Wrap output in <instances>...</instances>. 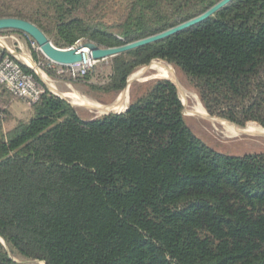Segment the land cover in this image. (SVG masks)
Returning a JSON list of instances; mask_svg holds the SVG:
<instances>
[{
    "label": "trees",
    "instance_id": "obj_1",
    "mask_svg": "<svg viewBox=\"0 0 264 264\" xmlns=\"http://www.w3.org/2000/svg\"><path fill=\"white\" fill-rule=\"evenodd\" d=\"M218 1L0 0V18L35 24L58 48H107ZM40 56L32 51L54 74ZM105 60L101 81L97 65L66 78L100 99L161 60L183 73L209 115L264 129V0H232L199 24ZM16 101L25 103L0 84V264H20L14 255L44 264H264V151L205 144L170 80L132 83L126 110L92 119L46 88L6 128Z\"/></svg>",
    "mask_w": 264,
    "mask_h": 264
},
{
    "label": "rangeland",
    "instance_id": "obj_2",
    "mask_svg": "<svg viewBox=\"0 0 264 264\" xmlns=\"http://www.w3.org/2000/svg\"><path fill=\"white\" fill-rule=\"evenodd\" d=\"M28 37L29 36L24 33L19 34L3 30L2 33H0V53L3 50L6 52L10 50L18 61L26 66H28V64L25 62L24 58L29 57L32 64L35 65L33 68H35L38 77L42 79L49 91L57 96H62L63 99L67 100L75 107L78 115L82 119H92L108 112L123 111L130 102V87L132 83L136 82L141 84L155 79H170L177 85V92L183 104V114L187 126L205 144L226 154L240 155L244 153H258L264 151V129L261 126L254 122H249L244 126H237L220 117L209 115L206 110L203 109L204 107L201 104L198 95L187 85L183 73L169 63L161 60H152L147 66L134 72L129 78V80H131L129 85L117 95H106L102 96L100 99H94L83 94L81 88L69 82L66 76H59L55 73L48 75L47 72L41 68L39 63L33 60V50L40 53L42 56L43 54L39 51L37 45L34 44L32 39L30 40ZM42 56H40L41 63L46 60L45 57ZM107 64L108 62L105 59L100 60L95 64L99 69L94 75V80H102L108 71ZM144 88L145 86H140L137 89V93L142 92ZM125 91V96L122 98L123 103L122 101L119 102L121 95L124 94ZM72 93L81 96L83 101L87 103L102 106L103 109H93L80 102H74V99L70 96ZM119 103L122 106L120 110L113 108V106ZM27 108L28 106L23 101L12 103L8 108L11 112L12 120L6 125V128L11 126L13 119L23 117ZM223 124H226L227 127ZM233 125L244 129L250 128L251 130L238 133L233 130ZM0 241L3 242L1 238ZM13 258L20 264H40L41 262L19 255H14Z\"/></svg>",
    "mask_w": 264,
    "mask_h": 264
},
{
    "label": "water",
    "instance_id": "obj_3",
    "mask_svg": "<svg viewBox=\"0 0 264 264\" xmlns=\"http://www.w3.org/2000/svg\"><path fill=\"white\" fill-rule=\"evenodd\" d=\"M231 1L232 0H220L217 3H215L213 6L208 8L206 11L201 13L200 15L195 16L194 18L179 23L173 27H170L154 35L115 47L101 48L92 42H83L69 48H58L52 44V42L48 39L45 33L41 31L35 24L27 20L16 17L0 18V31L3 30L20 31L26 34L27 36H29L34 41L39 51L43 54V56L46 59L60 65H72L81 62L83 60V55L85 52L89 53V56L92 60L99 61L109 57L116 56L120 53L132 50L134 48H138L153 42L163 40L171 35H174L178 32H181L187 28H190L196 24L201 23L202 21L206 20L211 15H213L215 12L226 6ZM170 81L177 88L176 83L173 82L172 80ZM130 82L131 80H128L127 85H129ZM59 97L62 98V96ZM126 109L127 107H125L124 110ZM112 113H120V112H112Z\"/></svg>",
    "mask_w": 264,
    "mask_h": 264
},
{
    "label": "built area",
    "instance_id": "obj_4",
    "mask_svg": "<svg viewBox=\"0 0 264 264\" xmlns=\"http://www.w3.org/2000/svg\"><path fill=\"white\" fill-rule=\"evenodd\" d=\"M85 56L86 62L84 61ZM46 60L44 65L54 70L55 74L72 78L85 74L87 69L93 67L98 62L92 60L88 52H85L83 55L82 61L84 63L81 61L72 65H60L48 59ZM28 67L33 73L37 74L35 68L29 65ZM33 73L25 71L10 50L0 60V84L16 96L23 98L28 107L36 103L47 88L45 83L41 79L40 81L37 80Z\"/></svg>",
    "mask_w": 264,
    "mask_h": 264
},
{
    "label": "bare ground",
    "instance_id": "obj_5",
    "mask_svg": "<svg viewBox=\"0 0 264 264\" xmlns=\"http://www.w3.org/2000/svg\"><path fill=\"white\" fill-rule=\"evenodd\" d=\"M24 60H25V62L28 64V65H30V66H32V67H35V65L34 64H32V62H31V59H29V57H25L24 58ZM85 62L87 61V59H86V56H85V60H84ZM84 61H82V63H84ZM182 91V90H181ZM125 93H126V91L124 92V94H122L121 95V98L119 99V102H121L123 99V96H125ZM183 94V93H182ZM70 96H71V98H73L74 99V102H80L81 104H83V105H85V106H89L90 108H93V109H103L102 108V106H100V105H98V104H90V103H87V102H85V101H83V98L81 97V96H79V95H77V94H75V93H72V94H70ZM193 100V99H192ZM122 103H123V101H122ZM112 106V105H111ZM113 108H115L116 110H120L121 108H122V106L120 105V103L119 104H117V105H115V106H113ZM204 109V108H203ZM107 110V109H106ZM205 110V109H204ZM101 113V112H100ZM99 113V114H100ZM104 113V112H103ZM199 113V112H198ZM197 113V114H198ZM202 113V112H201ZM203 114V113H202ZM96 115H97V112H96ZM219 121H221V120H219ZM221 122H223V121H221ZM223 125H225L226 126V124H223ZM228 125V124H227ZM232 126V125H231ZM227 127V126H226ZM228 130V129H227ZM233 130L235 131V132H238V133H242V132H244V131H246V130H251L250 128H239V127H237V126H235V125H233ZM262 132V131H261ZM233 133V132H232ZM264 133V132H263ZM236 134V133H235ZM230 136V135H229ZM40 264H44L43 262H40Z\"/></svg>",
    "mask_w": 264,
    "mask_h": 264
},
{
    "label": "crops",
    "instance_id": "obj_6",
    "mask_svg": "<svg viewBox=\"0 0 264 264\" xmlns=\"http://www.w3.org/2000/svg\"><path fill=\"white\" fill-rule=\"evenodd\" d=\"M2 52V51H1ZM42 80V79H41Z\"/></svg>",
    "mask_w": 264,
    "mask_h": 264
}]
</instances>
